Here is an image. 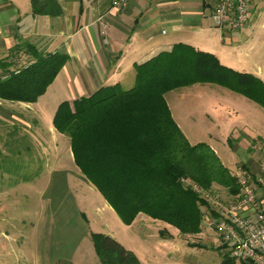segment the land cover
<instances>
[{
	"label": "crops",
	"instance_id": "crops-1",
	"mask_svg": "<svg viewBox=\"0 0 264 264\" xmlns=\"http://www.w3.org/2000/svg\"><path fill=\"white\" fill-rule=\"evenodd\" d=\"M58 1L63 13L49 16L33 14L30 0H0V61L11 63L12 67L19 60L31 61L34 59L32 47L34 52L69 54L68 61L36 102L0 100V119L10 118L11 127L20 130L11 143V150L5 152L3 147L7 149L8 145L0 142V259L6 257V251L11 252L14 264H99L91 237L93 232L109 234L128 248L123 237L112 229L114 222L118 228L132 223H125L100 191L91 186L93 184L75 164L70 138L50 123L48 107L37 106L59 77L65 78L71 87L76 81L80 96H88L101 86L115 83L134 85L135 64L170 50L177 42H184L217 54L222 63L251 72L264 83V0H248L252 17L241 30L215 27L211 13L216 0ZM168 32L172 34L169 39L161 38ZM183 35L191 39H178ZM4 74L6 71L2 70L0 62V76ZM80 96L74 93L73 99ZM62 101L56 103L55 111ZM3 102L13 103L17 108L3 110ZM172 115L184 130L183 123L173 112ZM235 132H238V148L242 147L240 139L264 140L261 135H250L242 130ZM186 137L193 145L205 142L193 143L187 134ZM236 151L241 156L240 150ZM240 159L253 176L257 177L262 171L256 156L242 155ZM5 161L9 168L2 164ZM239 163L237 161L236 166ZM18 172L30 174L20 177L15 175ZM6 179L10 182L5 185L3 180ZM78 191L87 193L84 196L81 193L80 202ZM35 193L40 198L37 205L29 203ZM90 199L97 202L92 207L93 222L82 210V206L88 209ZM18 217L23 218L20 221L24 223L27 219H36L26 225L25 228H32L27 229L26 234ZM162 222L165 224L158 234L169 239L175 237L177 231L179 240V230L173 225L174 230H171L169 223ZM33 230L37 234L32 238ZM170 256L161 264H199ZM241 261L239 264L244 263Z\"/></svg>",
	"mask_w": 264,
	"mask_h": 264
},
{
	"label": "trees",
	"instance_id": "trees-1",
	"mask_svg": "<svg viewBox=\"0 0 264 264\" xmlns=\"http://www.w3.org/2000/svg\"><path fill=\"white\" fill-rule=\"evenodd\" d=\"M30 2L33 14L63 13L58 0ZM32 48L31 61L19 60L14 67L0 61L6 71L0 76V100L36 102L69 58L67 53ZM135 70L134 85L128 89L115 83L72 102L62 101L53 125L70 138L75 164L125 223L142 212L182 233L198 235L205 230L203 201L181 177L189 176L207 189L219 184L230 195L238 194L239 185L208 143H190L164 94L181 85L210 81L238 88L264 106V83L251 72L222 63L217 54L184 42L135 64ZM91 237L100 264H142L113 236L93 232ZM193 245L224 248L220 263L236 264L225 245Z\"/></svg>",
	"mask_w": 264,
	"mask_h": 264
},
{
	"label": "rangeland",
	"instance_id": "rangeland-1",
	"mask_svg": "<svg viewBox=\"0 0 264 264\" xmlns=\"http://www.w3.org/2000/svg\"><path fill=\"white\" fill-rule=\"evenodd\" d=\"M171 36L172 34L168 32L163 34L161 38L169 39ZM178 39L186 40L189 39V37L183 35L178 37ZM71 85L72 87L68 85L67 80L61 76L53 85H51L47 93L40 98V105L37 106L44 105L45 107H48V110L51 112L48 115L51 124L54 123V115L52 113L55 111L56 103L58 101L72 100L74 93H76L77 96H80L76 81L72 82ZM131 86H133V84L124 82L122 84V89H128ZM164 95L170 110H172L176 119L183 123V133L185 135L187 134L193 143L201 140L210 143V145L214 147L213 149L221 161L230 167L231 172H233L237 166L246 167L245 162L240 159L242 155H246V157L247 155L256 156L260 166H262V168L264 167V140L250 137L247 141L240 139L242 141V143H239L240 146H242L241 148H238L239 145L237 146L236 144L238 143V132H235L236 130H242L250 135H261L264 137V106L251 97H248L245 92L228 85L204 81L178 86L169 90ZM2 108L3 110H12L17 108V106L13 103L3 102ZM10 122L11 119L4 116L3 119H0V142L4 145L5 142L9 141L8 148L6 149L3 147L5 152L6 150H11V143L17 138L15 136L20 134V130H18V128L13 129ZM232 134L233 136H231ZM5 145H7V143ZM237 149L240 150L241 156L239 152L236 151ZM237 161L240 163L236 166ZM2 164H4L5 167H10L6 161ZM245 170H247V168H245ZM29 174L30 173L28 172H18L15 175L21 177ZM3 181L5 185L7 184V181L10 182L8 179ZM181 181L184 183L183 185L188 187H190L189 184L191 181L196 182L189 176L181 177ZM91 186L95 185L93 184ZM95 187L91 188L96 190ZM78 188L79 187L76 186L75 190ZM210 190H212L214 194L220 195L219 197L224 198V200L227 199L228 193L223 186L214 183ZM99 191L96 190L95 192ZM81 193L78 191V202L82 199L80 197ZM83 193V196L87 194L86 192ZM99 194L101 195L102 193L99 192ZM101 196L106 199L103 194ZM30 198L32 199L29 203L37 205L40 202L39 195L36 193L31 195ZM92 200L93 199H90L89 201L91 204H88V209L82 206V210L89 215L93 222L94 212L92 207H95L97 202ZM20 213L23 214L21 211ZM18 218L19 221L23 219L20 217ZM20 222H23L21 223L22 225L24 224L22 231L26 234L27 229L28 231L32 229L30 226L25 228L26 225L36 222V219H27L25 223L24 221ZM162 224L165 223L161 220H156L145 214L138 213L130 226L125 227L124 225H121L119 226L120 228H118L114 222V228L112 230L117 235L123 237L128 248L134 250L133 253L137 255L143 264H161L167 258L171 257L170 255L181 257L183 261H191L199 264H219V261H221L224 248H222V250H217L206 248L202 245L193 246L187 243H203L208 246L219 245L220 241L216 242V237L213 236V234L210 235V231L204 230L202 232L203 234L199 237H197L196 234H191L192 236L186 237L188 234L182 233L177 228L180 232L178 234L179 240L176 238L177 231L175 232V237L164 239L158 234V230L163 227ZM169 228L174 230L173 226ZM30 234L33 238L37 233L33 230V233ZM94 255L96 256V254ZM5 256L6 257H4L3 260L0 259V264H14V258H12L13 255L11 252L6 251ZM241 262V259L236 260V264Z\"/></svg>",
	"mask_w": 264,
	"mask_h": 264
},
{
	"label": "built area",
	"instance_id": "built-area-1",
	"mask_svg": "<svg viewBox=\"0 0 264 264\" xmlns=\"http://www.w3.org/2000/svg\"><path fill=\"white\" fill-rule=\"evenodd\" d=\"M216 1L211 13L215 27L241 30L250 22L248 0ZM261 169L255 177L244 167L237 166L232 174L239 192L228 194L225 200L196 182L189 184L203 201L201 224L216 237V242L220 241L217 246L225 245L230 256L251 264H264V167Z\"/></svg>",
	"mask_w": 264,
	"mask_h": 264
}]
</instances>
